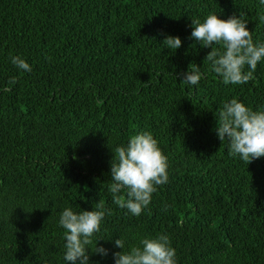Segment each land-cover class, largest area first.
I'll return each instance as SVG.
<instances>
[{"label":"trees","instance_id":"1","mask_svg":"<svg viewBox=\"0 0 264 264\" xmlns=\"http://www.w3.org/2000/svg\"><path fill=\"white\" fill-rule=\"evenodd\" d=\"M210 13L240 14L264 43L259 0H0V264H66L60 213L97 203L111 210L96 234L108 254L89 264H114L116 238L127 251L158 234L176 264H264V157L246 165L215 132L232 98L264 110V59L248 83H222L190 35ZM193 63L195 86L180 80ZM143 131L168 182L133 216L112 203L110 162Z\"/></svg>","mask_w":264,"mask_h":264},{"label":"clouds","instance_id":"2","mask_svg":"<svg viewBox=\"0 0 264 264\" xmlns=\"http://www.w3.org/2000/svg\"><path fill=\"white\" fill-rule=\"evenodd\" d=\"M259 3L264 5V0ZM247 22L240 14L222 19L210 13L203 21L191 19V37L201 47L211 49L204 59L210 62L211 71L225 85L253 80L258 62L264 59V43L253 42ZM259 22L264 23V15L259 16ZM162 43L174 52L181 47L182 41L178 36L166 35ZM10 59L18 70L31 71V66L21 57ZM202 75L199 65L193 63L188 65L180 80L195 86ZM15 82V78L8 81L10 85ZM215 119L216 135L221 142L228 141L229 156L239 157L246 165L264 157V110H253L232 98L223 103ZM167 168V157L150 132L131 135L126 146L115 148V160L112 155L110 162L112 183L108 191L112 203L127 209L133 216L141 215L157 187L168 182ZM106 214L110 215L111 210H106L103 203L78 213L70 207L62 210L58 223L64 229L63 259L66 264H89V251L101 256L108 254V249L98 244V240L105 238L96 235ZM114 245L121 249L112 253L114 264H176V251L166 234L145 237L127 251L121 238H116Z\"/></svg>","mask_w":264,"mask_h":264}]
</instances>
